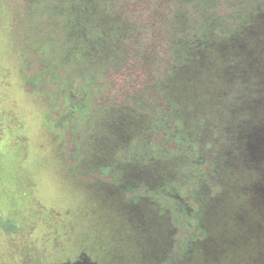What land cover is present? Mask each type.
Masks as SVG:
<instances>
[{
  "label": "trees",
  "instance_id": "obj_1",
  "mask_svg": "<svg viewBox=\"0 0 264 264\" xmlns=\"http://www.w3.org/2000/svg\"><path fill=\"white\" fill-rule=\"evenodd\" d=\"M0 6L10 13L22 89L57 104L48 121L71 163L85 155L96 123L117 127L119 110L133 116L113 146L122 169H94L80 180L156 206L170 245L159 264H184L203 250L208 231L199 199L209 196L213 204L221 190L212 188L224 189L243 166L264 177V153L255 144L264 140V0H0ZM171 81L186 90L172 89ZM109 138L112 144L114 134ZM163 160L180 174L176 180L156 189L144 183L147 176L121 180L124 166L148 169Z\"/></svg>",
  "mask_w": 264,
  "mask_h": 264
},
{
  "label": "rangeland",
  "instance_id": "obj_2",
  "mask_svg": "<svg viewBox=\"0 0 264 264\" xmlns=\"http://www.w3.org/2000/svg\"><path fill=\"white\" fill-rule=\"evenodd\" d=\"M9 16L0 6V264H159L170 245L167 219L156 206L126 201L107 183L80 180L94 169H122L113 146L134 123L132 114L117 111L115 128L107 119L96 123L85 155L71 163L48 121L57 104L22 89ZM171 82L172 89L186 90ZM255 144L264 153V140ZM134 165L123 168L126 185L147 176L144 183L156 189L180 175L169 172L173 164L164 160L148 169ZM245 169L228 177L224 189L212 188L221 190L213 204L209 196L199 199L208 235L203 250L184 264H264V177L255 166ZM202 190L203 183L200 195Z\"/></svg>",
  "mask_w": 264,
  "mask_h": 264
}]
</instances>
